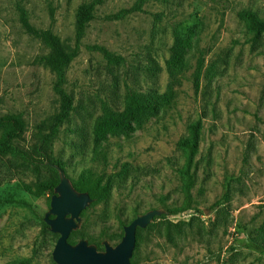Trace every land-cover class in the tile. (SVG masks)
I'll return each instance as SVG.
<instances>
[{
  "label": "rangeland",
  "instance_id": "rangeland-1",
  "mask_svg": "<svg viewBox=\"0 0 264 264\" xmlns=\"http://www.w3.org/2000/svg\"><path fill=\"white\" fill-rule=\"evenodd\" d=\"M89 1L0 0V115L24 122L4 151L0 128V264H56L50 194L37 190L58 180L48 162L75 187L104 189L69 242L115 244L137 214L160 208L136 231L134 264H264V32L246 17L264 22V0H104L76 42ZM22 12L77 46L60 83L71 109L52 131L58 75ZM197 122L189 151L179 142Z\"/></svg>",
  "mask_w": 264,
  "mask_h": 264
},
{
  "label": "water",
  "instance_id": "water-1",
  "mask_svg": "<svg viewBox=\"0 0 264 264\" xmlns=\"http://www.w3.org/2000/svg\"><path fill=\"white\" fill-rule=\"evenodd\" d=\"M59 181L50 196L49 208L44 213L43 221L51 232L58 237L52 249V259L56 264H131V257L136 244V231L150 224L154 217L165 212V209L152 208L137 214L123 226L121 239L111 244L103 240L102 249L86 238L75 243L68 240L70 233L79 228L81 212L90 206L93 199L87 191H79L72 184L65 171L58 165Z\"/></svg>",
  "mask_w": 264,
  "mask_h": 264
},
{
  "label": "trees",
  "instance_id": "trees-1",
  "mask_svg": "<svg viewBox=\"0 0 264 264\" xmlns=\"http://www.w3.org/2000/svg\"><path fill=\"white\" fill-rule=\"evenodd\" d=\"M104 0H90L87 3H82L79 5L76 11V42L78 41L80 35L83 32L84 26L86 23H88L90 20L94 18V10L97 5H100L103 3ZM138 8L131 7L128 9H123L114 14L115 17L121 18L125 13H130L133 10H137ZM248 21L250 22V29L255 32V34H259L261 32H264V22L259 20L253 12H248L246 15ZM22 22L25 26V28L29 31H34L36 36L40 38L44 44L49 48L50 52L43 56L41 59L43 62L54 72L58 75V80L54 84V90L59 95L60 98V109L58 113L55 115L54 120L52 122L51 131L55 129V127L60 124L67 116L71 109V99L70 96L65 92V90L60 86V83L62 82V73H63V66L68 64L72 58L77 54V46H75L72 50H69L66 48V46L61 41L60 37L53 32H51L49 29H35L33 28L27 21L26 16L24 15V12H22L21 15ZM105 55L110 61L111 59H115L112 57L110 52L105 51ZM145 94L150 102H153L152 97L150 96L148 91H145ZM23 120L20 115H8V114H2L0 115V128L3 129V142L4 146L1 149L4 151L8 148V143L18 136L19 132L23 129ZM200 126V123H195L191 126L192 129V138L190 140L184 139L180 140L179 145L185 147L189 151H192L196 146L198 142V128ZM50 165H58L56 162H48ZM54 167V166H53ZM61 167V166H60ZM62 168V167H61ZM63 169V168H62ZM183 173L186 175V193L187 198H190V194L188 192L190 183H191V177L189 174V168L188 166L184 169ZM59 178L54 183H41L37 185L38 194H41L43 192H48L50 196L53 194V189L58 183ZM75 187V186H74ZM79 191H87L90 196L92 197L93 201L91 205L96 204L103 196L104 189L99 188L97 186H89L86 188L81 187H75ZM50 201V198H48L47 202ZM188 204H186L183 207L180 208H174L170 210V213H178L183 210H185V207H187ZM150 225V224H149ZM48 226V225H47ZM49 228V227H48ZM142 229V228H138ZM122 237V236H121ZM104 240V239H103ZM102 240V241H103ZM102 241H98L96 239H92L91 242H94L98 249H102ZM71 242V241H70ZM75 243V242H71ZM131 264H134L131 260Z\"/></svg>",
  "mask_w": 264,
  "mask_h": 264
}]
</instances>
